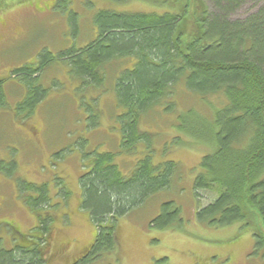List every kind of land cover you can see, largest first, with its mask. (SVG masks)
<instances>
[{"label":"trees","instance_id":"trees-1","mask_svg":"<svg viewBox=\"0 0 264 264\" xmlns=\"http://www.w3.org/2000/svg\"><path fill=\"white\" fill-rule=\"evenodd\" d=\"M209 1L212 10L204 0H154L170 8L161 12L99 9L92 18L95 37L57 55L84 85L97 87L102 85L110 64L128 61V66L113 74L114 105L121 110L116 115L120 147L129 155L136 154L139 146L143 148L142 157L127 174L115 161L119 152H94L90 161H83L87 172L80 176L79 183L95 232L88 247L68 264H90L113 253L116 216L173 182L179 165L173 160L153 162V135L142 130L140 122L155 104L174 94L178 83L187 92L219 94L224 100L221 107L211 105L209 114L193 108L175 119L178 131L214 146L200 158L193 189L196 203L199 190L214 188L217 195L204 206L197 203L195 220L198 225L213 227L234 222L246 226L253 236V249L261 251L264 263V3L246 19L229 21L231 13L245 0ZM179 4L181 10L173 11ZM45 63H24L10 72L28 85L21 104L28 112L44 94L31 83H35ZM3 102L0 93V105ZM170 109L171 103L166 111ZM180 142L177 137L172 140ZM22 189L38 193L25 201L37 216L36 225L23 239L10 240L8 247L3 248L0 238V264H45L54 216L40 217L37 213L44 204L48 206L43 187L24 183ZM179 211L172 201L163 202L150 226L171 232L181 229Z\"/></svg>","mask_w":264,"mask_h":264},{"label":"rangeland","instance_id":"rangeland-1","mask_svg":"<svg viewBox=\"0 0 264 264\" xmlns=\"http://www.w3.org/2000/svg\"><path fill=\"white\" fill-rule=\"evenodd\" d=\"M204 1L212 10L213 3ZM263 3L245 0L229 21L246 19ZM99 9L161 12L170 8L154 0H0V93L4 98L0 105V238L5 248L10 240L23 239L31 231L37 216L25 201L38 193L23 190V184L43 187L48 206L44 204L37 213L54 216L45 264H68L92 242L95 226L87 215L89 208L84 205L85 193L79 183L87 172L84 162L90 161L89 156L119 152L115 161L123 174L142 157L141 146L132 155L120 147L116 115L121 110L114 105L113 74L128 66V61L110 64L97 87L84 85L66 61L57 59L61 51L81 47L95 37L92 18ZM42 62L45 66L31 87H39L44 94L28 112L21 105L28 85L10 72L24 63L34 66ZM169 103L172 109L166 111ZM223 104L219 94L200 96L178 83L171 97L142 115L141 129L153 135V162L173 160L179 168L168 188L116 216L115 251L90 264H264L261 251L253 249V236L246 226L234 222L213 227L198 225L195 220L197 203L204 206L217 195L214 188L199 190L196 203L193 189L200 158L214 146L178 131L175 119L193 108L209 114L211 105ZM176 137L181 141L178 144L172 143ZM90 199L93 201V195ZM166 201L180 210L182 227L175 232L150 226Z\"/></svg>","mask_w":264,"mask_h":264},{"label":"flooded vegetation","instance_id":"flooded-vegetation-1","mask_svg":"<svg viewBox=\"0 0 264 264\" xmlns=\"http://www.w3.org/2000/svg\"><path fill=\"white\" fill-rule=\"evenodd\" d=\"M85 251H86V250H85ZM85 251H84V252H85Z\"/></svg>","mask_w":264,"mask_h":264}]
</instances>
